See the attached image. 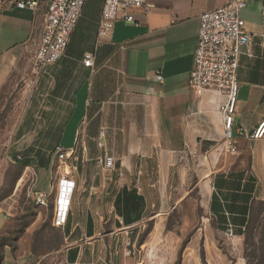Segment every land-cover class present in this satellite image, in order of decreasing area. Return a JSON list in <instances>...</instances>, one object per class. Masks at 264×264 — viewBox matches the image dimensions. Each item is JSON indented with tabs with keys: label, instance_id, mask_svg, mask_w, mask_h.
<instances>
[{
	"label": "crops",
	"instance_id": "0c3cea01",
	"mask_svg": "<svg viewBox=\"0 0 264 264\" xmlns=\"http://www.w3.org/2000/svg\"><path fill=\"white\" fill-rule=\"evenodd\" d=\"M147 1L154 6L133 11L140 24L117 20L110 37L97 49L94 67L87 68L83 53L93 47L103 5V1L97 4L90 14L88 0L64 55L76 61V67L61 70L64 81L51 67L40 74L57 75L53 92L63 99L58 114L64 122L47 132L48 138L56 139L52 155L43 159L39 148L34 150L32 158L39 164H31V158L24 175L36 167L32 191L51 194L54 178L70 174L64 163L72 165L68 164L70 179L55 181L64 192L59 226L68 264H112L108 236L128 235L146 221L166 215L174 201L170 188L177 185L192 188L175 204L196 190L199 201L194 200V205L205 207L203 216L193 208L196 223L192 228L200 232L207 228L201 225L202 217L215 233L243 237L254 204L264 201V138L250 140L238 134L239 128L252 132L264 120V0H245L242 10L256 56L243 57L238 72L236 151L232 154L219 151L224 121L218 107L223 98L189 85L200 15L227 0ZM45 12L44 2L34 11L0 0V90L15 75L31 69ZM81 26L90 46L69 56ZM160 73L162 81L157 78ZM102 127L106 151L118 161L112 173L102 171L97 163L105 153L98 146ZM56 143L74 148L72 158L59 161L53 152ZM38 168L51 171L49 190L39 188ZM150 212L155 213L152 218ZM3 264H14L6 250Z\"/></svg>",
	"mask_w": 264,
	"mask_h": 264
},
{
	"label": "rangeland",
	"instance_id": "374dc122",
	"mask_svg": "<svg viewBox=\"0 0 264 264\" xmlns=\"http://www.w3.org/2000/svg\"><path fill=\"white\" fill-rule=\"evenodd\" d=\"M102 1L89 0L90 14ZM83 28L81 26L67 55L90 46V41L83 39ZM76 64L64 56L61 62L49 68L64 81L61 70L75 68ZM32 65L27 74L15 75L0 90V250H6L14 264H35L39 260V264H68L63 249L64 235L59 226L64 192L62 187L55 186V181L70 179L68 164L72 165L64 163L70 174L64 179L54 178L53 190L45 203H39L32 191L36 167L28 169L29 176L24 175V162L31 160L34 150L39 148L38 156L43 159L52 155L56 139L48 138L47 132L64 122L58 114L63 99L53 92L57 75H34ZM76 77L72 89L78 80ZM32 160L28 163L39 164L37 159ZM73 162L76 165L78 160ZM37 171L39 188L49 190L51 171L46 168ZM80 173V170L75 172L79 177ZM191 188L189 185L170 188L174 201H170L166 215L146 221L128 235L114 234L113 238L109 235L108 257L112 264H264V201L254 204L243 237L215 233L213 226L202 217L201 225L206 224L207 228L203 226L200 232L192 228L196 223L193 208L201 216L205 214L203 205H194V200L199 201L197 191H191L184 201L175 204ZM154 214L150 212L149 218Z\"/></svg>",
	"mask_w": 264,
	"mask_h": 264
},
{
	"label": "built area",
	"instance_id": "2783aa9c",
	"mask_svg": "<svg viewBox=\"0 0 264 264\" xmlns=\"http://www.w3.org/2000/svg\"><path fill=\"white\" fill-rule=\"evenodd\" d=\"M87 1L10 0V4L17 8L34 11L43 2L46 4L44 26L32 65L34 75L39 76L47 67L62 60ZM153 6L147 0H103L96 38L92 49L83 53V65L87 68L94 67L97 49L102 41L110 37L117 20L124 19L138 26L140 22L133 11L149 10ZM245 6V0H227L223 6L201 13L199 38L189 73V85L193 89L200 93L212 90L223 98L218 107L224 121V138L219 151L230 154L236 151L233 126L240 88L238 72L241 60L243 57L256 56L252 49L253 40L246 31L245 20L242 18ZM157 78L162 81L163 75L160 73ZM105 132L104 127L99 131L98 146L105 153L97 159V163L102 171L112 173L116 171L118 161L114 154L106 151ZM238 134L246 135L250 140L264 138V120L252 132L246 134L239 128ZM53 152L59 161L66 162L72 158L75 149L56 143ZM35 195L39 203H45L50 193L35 192ZM127 244L130 245V240Z\"/></svg>",
	"mask_w": 264,
	"mask_h": 264
},
{
	"label": "trees",
	"instance_id": "16d2710c",
	"mask_svg": "<svg viewBox=\"0 0 264 264\" xmlns=\"http://www.w3.org/2000/svg\"><path fill=\"white\" fill-rule=\"evenodd\" d=\"M28 162L27 161L24 162V167L28 166V164H29ZM245 234H246V232L244 233V235ZM3 259H4V252L2 250H0V264H3Z\"/></svg>",
	"mask_w": 264,
	"mask_h": 264
}]
</instances>
